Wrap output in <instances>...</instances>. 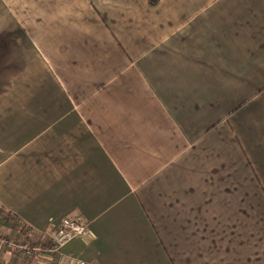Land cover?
<instances>
[{
	"label": "crops",
	"instance_id": "0c3cea01",
	"mask_svg": "<svg viewBox=\"0 0 264 264\" xmlns=\"http://www.w3.org/2000/svg\"><path fill=\"white\" fill-rule=\"evenodd\" d=\"M0 205L87 264H264V0H0Z\"/></svg>",
	"mask_w": 264,
	"mask_h": 264
},
{
	"label": "built area",
	"instance_id": "2783aa9c",
	"mask_svg": "<svg viewBox=\"0 0 264 264\" xmlns=\"http://www.w3.org/2000/svg\"><path fill=\"white\" fill-rule=\"evenodd\" d=\"M13 220L19 227L26 230L28 235L26 240H24L16 238L14 235H6V238L0 233V264H5L3 262V255L9 253H20L26 260H36L45 253H50L53 257L52 264H87L78 257L62 253V248L74 239H79L87 245L92 243L95 239L94 234L88 227V222H84L82 216H65L57 219L49 217L47 219L46 228L41 232L45 237L41 245H43V243L49 244L44 247H32L34 242L28 244L26 241L32 237L30 227L24 225V223L16 217H13ZM47 237L48 240H46Z\"/></svg>",
	"mask_w": 264,
	"mask_h": 264
},
{
	"label": "rangeland",
	"instance_id": "374dc122",
	"mask_svg": "<svg viewBox=\"0 0 264 264\" xmlns=\"http://www.w3.org/2000/svg\"><path fill=\"white\" fill-rule=\"evenodd\" d=\"M158 2H159V0H153V4H151L150 2L148 3V5L149 6H155V5H157L158 4ZM259 93L257 92V91H248L247 92V94L244 96V98L243 97H241L240 99H239V101H238V103H236L232 108H231V112H234V111H236V110H238V109H241V108H243V107H245V105H246V103H249V102H251L257 95H258ZM245 109H247V108H245ZM0 207L2 208V206L0 205ZM4 209V208H3ZM0 211H2V210H0ZM4 211H7L6 209H4ZM4 211H2V212H0V233L2 234V236H4V237H6V235H14V236H16V238H20V239H24V240H26V237H27V235H28V233H27V231L26 230H24L23 228H21V227H19L18 225H17V223L13 220V218L12 217H16V216H14L13 214H12V217L10 216V214H8V213H6V212H4ZM77 215V213H72V214H70V217H75ZM17 218V217H16ZM19 219V218H18ZM20 220V219H19ZM83 220H84V222H88L84 217H83ZM22 221V220H21ZM23 223H24V221H22ZM3 223H5V224H9V228H10V231L9 232H5L4 231V229H5V227H4V225H3ZM24 225H27V224H24ZM27 226H29V225H27ZM30 227V230L32 231V233L34 234H32L31 233V239H29L28 241H26L28 244L30 243V242H34V244L32 245V247H44V246H47V245H49V244H44L43 243V245H41L42 244V242L41 241H39V239L37 240V235H39V234H37L36 233V231L34 230V229H32V227L31 226H29ZM7 238V237H6ZM36 240H37V242H36ZM39 242V245H37V243ZM93 242V241H92ZM41 245V246H40ZM18 254H20V253H18ZM21 255V254H20ZM38 260V259H37ZM30 261H35L34 259L32 260H30Z\"/></svg>",
	"mask_w": 264,
	"mask_h": 264
},
{
	"label": "trees",
	"instance_id": "16d2710c",
	"mask_svg": "<svg viewBox=\"0 0 264 264\" xmlns=\"http://www.w3.org/2000/svg\"><path fill=\"white\" fill-rule=\"evenodd\" d=\"M151 3V4H153V0H148V3ZM0 210H2V211H4V209L3 208H1L0 207ZM2 211H0V212H2ZM4 212H6V213H8V214H10L8 211H4ZM10 216L12 217V215L10 214ZM13 218V217H12Z\"/></svg>",
	"mask_w": 264,
	"mask_h": 264
}]
</instances>
